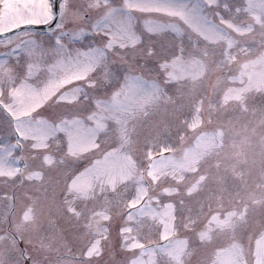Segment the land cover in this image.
Returning <instances> with one entry per match:
<instances>
[{
  "label": "rangeland",
  "instance_id": "obj_1",
  "mask_svg": "<svg viewBox=\"0 0 264 264\" xmlns=\"http://www.w3.org/2000/svg\"><path fill=\"white\" fill-rule=\"evenodd\" d=\"M201 3L218 30L209 33L212 42L202 41L209 55L197 53L203 64L195 79L189 69L178 80L164 83L157 64L174 51L176 41L169 34L145 36V44L155 48L151 57L134 49L122 53L128 63L114 57L122 70L134 68L162 84L161 99L147 108V115L130 122L131 141L119 155L104 161L101 153L92 152L76 161L64 157L61 163L62 142L53 139L46 149L31 148L32 142L16 135L0 108V144L12 147L13 141H20L6 168L22 170L0 175V264L18 261L17 253L25 251L26 264L264 261V15L246 11V0H217L211 7ZM217 12L233 26L220 24ZM225 49L235 57L230 62ZM146 94L147 86L137 89L133 102ZM101 145L106 147L103 135ZM161 146L173 151L162 152ZM149 147L153 160L174 161L158 170L155 179L145 172L138 180L149 164ZM46 153L55 157L50 165L43 159ZM95 158L102 165L90 181L89 195L68 192L66 170ZM33 170L41 171L43 179H27L25 173ZM129 201L136 207H128ZM169 203L176 231L162 240L152 213ZM30 212L32 220L27 219ZM230 212L245 213L237 227L208 231L209 217ZM129 213L136 219H127ZM124 225L132 231L121 233ZM124 235L129 239L123 240ZM23 257L13 264H25Z\"/></svg>",
  "mask_w": 264,
  "mask_h": 264
},
{
  "label": "snow or ice",
  "instance_id": "obj_2",
  "mask_svg": "<svg viewBox=\"0 0 264 264\" xmlns=\"http://www.w3.org/2000/svg\"><path fill=\"white\" fill-rule=\"evenodd\" d=\"M203 2L211 7L217 0ZM246 3V11L264 15V0ZM223 7L227 9L228 4ZM239 11L238 6L236 12ZM216 15L220 24L233 26L219 12ZM217 30L218 25L204 12L201 0H0V108L10 118L16 135L32 142L31 148L46 149L53 139L57 144L62 142L61 163L64 157L76 161L92 152L101 153L107 161L128 147L134 131L130 122L141 114L147 115V108L157 103L162 93L158 79L146 78L131 67L122 70L114 57L128 63L122 56L127 49L151 57L155 48L145 44V36L169 34L176 41L174 51L157 64L164 83L178 80L189 69L195 79L196 70L203 64L197 53L209 55L202 41L212 42L209 33ZM224 56L229 62L235 58L227 49ZM145 86L147 94L134 103L133 93ZM101 135L106 144L103 148ZM19 143L13 141L12 147L0 144V175L13 176L22 171L6 168L8 157ZM161 151L173 150L161 146ZM153 155L151 147L147 148L149 164L141 169L138 180L144 179L145 172L155 179L158 170L174 161V157L153 160ZM43 159L49 165L55 161L47 153ZM101 165V159L95 158L86 165L67 169L66 190L88 196L90 181ZM25 176L43 179L39 170L26 172ZM138 198L142 199V194L138 193ZM128 207L135 208L136 203L129 201ZM152 215L161 226L160 239L167 240L175 233L173 205L165 204ZM244 215L213 214L207 221L208 231L234 229ZM34 218V212L27 216L29 220ZM127 219L136 217L129 213ZM95 226L99 227L98 222ZM120 231L132 229L124 225ZM122 239L129 237L124 235ZM209 264L220 262L213 260Z\"/></svg>",
  "mask_w": 264,
  "mask_h": 264
}]
</instances>
